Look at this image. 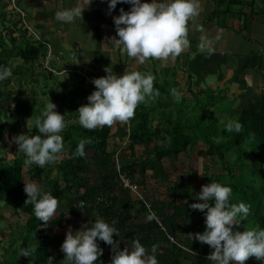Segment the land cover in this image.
Returning <instances> with one entry per match:
<instances>
[{"label":"trees","instance_id":"trees-1","mask_svg":"<svg viewBox=\"0 0 264 264\" xmlns=\"http://www.w3.org/2000/svg\"><path fill=\"white\" fill-rule=\"evenodd\" d=\"M8 8V2L0 0V26L3 27L6 21L11 24L5 29L0 28V66L9 67L11 64L9 59L13 57L20 58L24 63L42 60L46 55V44L38 43L35 38L33 39L24 26L22 18ZM6 34H8L6 37L10 36V41L13 43L21 40L23 45L18 43L11 49L4 48ZM169 72L168 68H164L151 73L156 77L154 87L159 89V96L155 100L149 98L141 103L134 117L123 122L129 130L131 152H134L135 145L149 146L153 142L159 144L165 142V144L158 145L151 157L134 160L124 166V170L118 171L109 165L107 150L111 129L115 122L110 126L103 125L95 129L84 128L81 124H70L62 132L64 144L68 146L67 157L61 158L58 166L59 176L48 180L49 192L61 201L68 195H77L84 190L86 194L77 198L74 196L71 202L83 200L81 203L85 204L91 182L94 180L97 189L100 188L99 190L105 196V202L98 205L96 214L104 217L108 222L113 219L117 221L116 228L119 235L113 234V239L117 241V249H123L126 245L131 247L132 241L139 239L149 252L152 244H159L156 253L159 264H213L207 259L213 249L207 243H201L191 237V234L205 229L204 213L189 207L198 199L197 194L201 191L202 183L196 184L195 180L189 178L191 171L187 175L183 174L176 180H172L164 167V159L185 155L201 142L205 149L199 154L216 157L223 162V167L227 170V178L224 182L219 179L214 181L231 186L233 190L230 197L231 203L243 201L251 205L248 217L237 226L239 230H243V227L264 228V94L252 97L241 112L230 113L231 119L239 120L243 124V131L229 132L225 128L227 121L220 117L223 112H229L228 110L216 108L209 112L206 109L207 105L199 106L201 104L198 100L189 107L183 98L172 103L170 93L173 86L168 79ZM48 74L49 77L53 75L51 72ZM79 77L82 81L87 78ZM2 83L3 81H0V90ZM82 89L83 92L86 91L85 88ZM188 111L189 113H186ZM193 111H197L198 114L195 116ZM41 112L35 111L31 106L22 115L35 119ZM1 113L0 109V115ZM190 114L192 116H189ZM206 118L210 120L205 121ZM1 125L0 122V127ZM30 130L31 134H39L33 123ZM82 139L90 142L85 145V155L78 156L75 154L76 148ZM91 151L96 154L95 160L89 156ZM229 153L236 155L233 165L227 162ZM26 160L27 157L22 156L10 163H0V203L5 202L17 212L27 216L22 226L24 233L21 237V245L23 248L37 246L34 253L26 256L27 259H30L33 264H48V257L53 256L52 264H64V257L55 256L51 248L53 241L45 231V227H40L42 222L35 216L34 203L27 199L23 176V166L28 165ZM50 165L51 162L45 166L50 167ZM28 166L38 181L44 177L49 178V172L44 167L37 164ZM149 170L152 171L150 180L154 179L156 185L165 187L168 193V197L163 199L148 200L151 204L150 210L154 208L160 212L156 215L157 218L151 221L147 219L151 212L140 185L139 193L141 194L136 201L132 200L129 193L127 202L119 201L115 197L117 177L124 175L132 182H137L132 176L139 173L145 183ZM120 188L132 193L122 186ZM70 209L75 212L76 208L70 206ZM132 209H134L133 214ZM95 217L88 220L89 226ZM99 244L104 251L102 256L98 257L96 264L101 261L111 264L112 256L117 249L103 241H99ZM253 258L256 259L254 256ZM256 264H264V259H256Z\"/></svg>","mask_w":264,"mask_h":264},{"label":"clouds","instance_id":"clouds-1","mask_svg":"<svg viewBox=\"0 0 264 264\" xmlns=\"http://www.w3.org/2000/svg\"><path fill=\"white\" fill-rule=\"evenodd\" d=\"M111 13L118 3H127L129 10L120 8V14L113 17L116 35L109 38L111 46H123L127 54L144 64L149 58L166 61L169 57L179 56L190 47L188 34L190 28H202L197 24L200 14V0H107ZM92 0H75L74 6L61 8L55 12L58 21L72 23L76 18L83 19V12L89 10ZM200 51L211 52V40L207 34L201 38ZM108 43L105 45L108 46ZM105 75L94 77V90L87 96V103L78 107L80 124L87 129H95L103 125H112L116 121L127 122L134 117L137 107L151 98L159 96V89L154 87L156 77L151 73L125 71L117 74L111 64L104 66ZM12 69L0 66V81L12 76ZM176 98L180 94L173 89ZM56 104L50 99L41 114L33 120L39 134L20 133L13 137L26 157L28 165L41 167L57 160V154L65 150L62 132L66 127L65 116L56 110ZM225 128L229 132L240 133L243 124L239 120L230 119ZM82 139L76 155H85ZM27 199L34 203L35 216L40 220V227H47L56 215L59 198L51 192L43 190L35 181L25 183ZM232 188L218 181H211L201 187L198 199L189 205L200 210L205 216V229L191 234L201 243H207L213 250L207 259L213 264H244L250 257L264 259V228H244L237 226L244 221L251 205L241 201L231 203ZM206 210V211H205ZM151 212L147 219H156ZM117 221L108 222L97 215L93 223H87L80 229L69 228L61 244L64 253V264H96L104 249L99 241L112 245L117 249V241L113 234L119 235ZM159 244L151 245V251L139 239L132 241L131 247L117 249L112 256L111 264H159L157 250ZM37 246L22 248L21 254L30 256ZM53 256L48 257L52 264Z\"/></svg>","mask_w":264,"mask_h":264},{"label":"rangeland","instance_id":"rangeland-1","mask_svg":"<svg viewBox=\"0 0 264 264\" xmlns=\"http://www.w3.org/2000/svg\"><path fill=\"white\" fill-rule=\"evenodd\" d=\"M8 9L10 10V7ZM25 12L27 21L25 22L27 25L37 34V36L40 34L39 37L41 39H46L44 38L45 35L43 33L38 34L36 30L33 29L36 28L35 24L32 23L33 21L32 18L29 17V12ZM10 25L11 24L6 21L3 27L5 29ZM3 27L0 26V28ZM7 35L8 34H6L5 37ZM32 38L34 39V37ZM18 43H22L23 45V41L21 40H17L13 43L10 41V36L6 37L4 48L11 49L13 46L18 45ZM97 47L103 51L100 52L99 49L96 52L93 51L87 58H78L76 56L77 58L74 57V59L73 57L66 59L60 55L59 57L57 56L56 59L52 57V66L56 68L57 71H63L56 75L53 74L52 77H49L48 72L43 69L41 59L29 63H24L18 57L9 59L11 62L9 67H11L13 74L11 77L3 80L0 90V109L2 111L0 115V122L2 124L0 127V163H10L18 157L26 156L18 149V145L13 141V137L20 133L31 135L30 126L34 119L33 117H24L22 115L23 112L31 106L34 107L35 111H42L51 99L57 106L56 110L65 116V129H67L70 124H80L77 109L80 105L87 103V96L94 90L95 85L92 83V79L94 77L105 75L104 66L109 65L113 60L112 54L114 55V53L111 52L112 50H110L109 47L103 46V42H99V44L97 43ZM102 54L112 60L101 58L100 55ZM126 61L127 60L118 61L120 67L113 69L114 71H117L116 73L118 75L123 74L125 71L130 72L139 70L136 68V65L130 64ZM79 76H86L87 78L85 81H82ZM82 88H85L86 91L83 92ZM204 94L206 95V93ZM210 97H214L211 98L213 100L210 98L205 100V98L202 99L198 97V102L201 104L199 106L207 105L206 109L209 110V112L213 110L212 108H223L226 111L228 110L229 112H223L220 115L225 121L232 118L230 117L231 112L236 114L242 110V108L232 107L229 101L216 106L218 99L220 98L218 92ZM171 99L172 103L178 100L176 95L171 96ZM212 103H214V106H212ZM193 112H195V116L198 114L197 111ZM186 113H189V111ZM189 116L192 115L190 114ZM204 120L209 121L210 119L206 118ZM116 131L117 133H115ZM111 132H114L115 134L111 133L110 137L113 136L108 141V163L114 170H117L118 168L124 170V166L132 163L134 160L139 161L151 157L158 145L165 144V142H161L160 144L153 142L149 146L135 145L134 152H131L127 125L121 121H116ZM204 149V145L199 142L198 145L191 148L185 155H181L178 158L164 159V167L170 175V178L176 180L178 177L183 174L187 175V173L191 171V176L189 178L195 180L196 184L201 182L202 185H204L217 179L224 182L227 178V170L223 167V162L216 157L200 155L199 152ZM67 151L68 146H65V150L61 152V155L57 156L55 162H51L50 167L43 166L45 170L49 172V178L44 177L41 181L34 178L30 166L24 165V182L28 183L35 181L42 186L44 191L49 192L48 180L59 176L58 166L60 165L61 158L67 157ZM89 156L94 160L96 158L94 151H91ZM235 160L236 155L229 153L227 162L230 165H233ZM98 163H100V160H98ZM151 174L152 171H147V180L145 183L139 173L132 176V178L137 181L136 183L141 186V192L144 199L147 200V203L150 199H163L164 197H168L167 189L165 187L156 185L154 179L150 180ZM115 182L116 185L118 184L116 187L117 193L115 194L116 196L113 195V197H117L118 200L122 202L126 200L128 193L133 201H136L137 198H139V194L141 193H130L122 190L119 185L118 177ZM99 189H97L93 180V182H91V188L86 196L87 200L84 201L85 204L83 205L79 204L83 200L78 202H71V200H73L72 198H74V196L77 198L86 194V191L84 190L77 195H68L65 199L59 201L56 215L49 221V225L44 228L53 241L51 248L55 256L64 257V253L61 250V244L65 239L66 231L69 230V228L76 231V229L82 228V226L89 222L92 217L97 215L96 209L98 205L105 202V196ZM148 205L151 206L149 203ZM70 206H75V212L71 211ZM121 208H118V210H121ZM133 211L134 209L131 210L132 214ZM151 212H155L156 215H159L160 213L154 208H152ZM26 218L27 216L25 214L17 212L5 202L0 203V264H33L30 259H27L25 255L21 254L23 248L21 245V237L24 233L22 226ZM170 239L171 242H173L172 238ZM99 264L109 263L101 261ZM244 264H256V259L250 257L244 262Z\"/></svg>","mask_w":264,"mask_h":264},{"label":"crops","instance_id":"crops-1","mask_svg":"<svg viewBox=\"0 0 264 264\" xmlns=\"http://www.w3.org/2000/svg\"><path fill=\"white\" fill-rule=\"evenodd\" d=\"M200 2L197 24L203 31L190 28V47L166 61L149 58L139 64L123 50V46L108 43L109 38L116 35L113 17L120 14L121 7L129 10V4L118 3L109 13L107 0H92L89 10L83 12L82 20L78 17L72 23H65L55 18V12L74 6L75 0H18L20 7L29 12L37 28L33 29L45 35L44 41L49 44L54 59L59 55L66 59L87 58L93 51H103L97 47V43L103 42V46L114 53L113 60L104 54L100 57L112 60L113 69L120 67V60L136 65L142 73L168 68L171 86L189 107L199 100L198 97L211 99L214 97L210 96L218 92L220 98L216 106L229 101L232 107L244 108L252 97L264 94V0ZM206 34L211 40L210 53L199 48L201 38ZM173 89L171 96L175 95Z\"/></svg>","mask_w":264,"mask_h":264},{"label":"built area","instance_id":"built-area-1","mask_svg":"<svg viewBox=\"0 0 264 264\" xmlns=\"http://www.w3.org/2000/svg\"><path fill=\"white\" fill-rule=\"evenodd\" d=\"M7 2L9 4L11 12L17 13L20 16V18H22L24 26L28 30V33L31 36L33 35V37L36 39L38 43L46 44L47 46L46 55L41 60L43 69L55 75L63 72V71H57V69L52 66V54L49 48V44H47L44 40H42L39 36H37V34L33 32L32 29L27 25V23L25 22L26 12L23 8L20 7L18 0H7ZM118 171H119V168H118ZM119 181H120V186H122L124 189H128L132 192L139 193V185L136 182H132L130 179H128L124 175H120ZM81 204L83 205V203ZM147 207L150 210V206L148 205Z\"/></svg>","mask_w":264,"mask_h":264}]
</instances>
